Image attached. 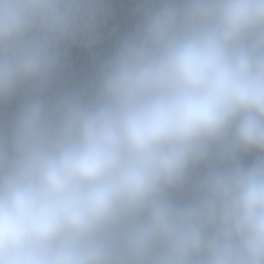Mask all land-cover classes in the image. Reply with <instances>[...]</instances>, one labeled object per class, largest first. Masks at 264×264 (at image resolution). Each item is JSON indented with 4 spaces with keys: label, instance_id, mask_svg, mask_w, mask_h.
I'll use <instances>...</instances> for the list:
<instances>
[{
    "label": "clouds",
    "instance_id": "clouds-1",
    "mask_svg": "<svg viewBox=\"0 0 264 264\" xmlns=\"http://www.w3.org/2000/svg\"><path fill=\"white\" fill-rule=\"evenodd\" d=\"M0 264H264V0H0Z\"/></svg>",
    "mask_w": 264,
    "mask_h": 264
}]
</instances>
